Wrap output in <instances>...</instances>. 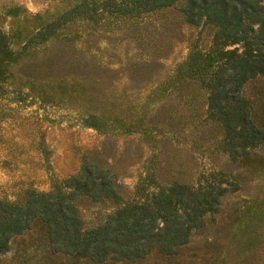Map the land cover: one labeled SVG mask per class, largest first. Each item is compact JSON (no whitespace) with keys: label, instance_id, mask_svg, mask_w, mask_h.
Masks as SVG:
<instances>
[{"label":"rangeland","instance_id":"1","mask_svg":"<svg viewBox=\"0 0 264 264\" xmlns=\"http://www.w3.org/2000/svg\"><path fill=\"white\" fill-rule=\"evenodd\" d=\"M75 1L0 0L11 53L0 77V198L20 200L26 188L48 191L53 178L75 173L83 160L114 175L122 201L154 190L150 173L168 184L218 171L230 184L217 210L203 215L173 255L152 250L137 261L91 262L53 251L34 222L9 239L0 264H264V143L230 157L218 124L206 117V89L194 80L165 83L193 48L207 51L212 26L185 22L177 2L135 21L72 24L66 37L26 41L37 25L32 15ZM241 92L264 126V72ZM89 115L101 120L90 125ZM75 203L84 228L115 208L85 195Z\"/></svg>","mask_w":264,"mask_h":264},{"label":"trees","instance_id":"2","mask_svg":"<svg viewBox=\"0 0 264 264\" xmlns=\"http://www.w3.org/2000/svg\"><path fill=\"white\" fill-rule=\"evenodd\" d=\"M181 2L179 12L190 24L213 28L207 51L192 49L176 66L166 85L194 80L206 89V117L221 131L220 147L235 158L264 143V126L255 122L252 108L241 90L246 81L264 72V4L262 0H77L57 13H36L37 23L27 34L28 43H45L66 37L72 24L111 25L122 19L135 21L144 14ZM8 35L0 28V77L10 57ZM237 45L232 48L226 46ZM90 125L101 115H89ZM126 127H130L127 125ZM141 200L122 201L114 175L85 160L66 177L52 179L48 191L26 188L20 200L0 198V255L9 239L40 223L53 251L88 258L137 261L152 250L173 255L188 240L202 217L217 210L229 181L218 171L199 173L194 182H156ZM155 181V182H154ZM109 201L115 208L95 226L83 227L75 199Z\"/></svg>","mask_w":264,"mask_h":264}]
</instances>
